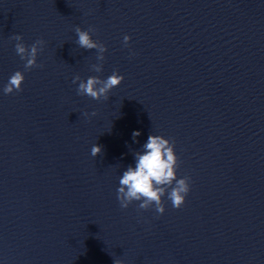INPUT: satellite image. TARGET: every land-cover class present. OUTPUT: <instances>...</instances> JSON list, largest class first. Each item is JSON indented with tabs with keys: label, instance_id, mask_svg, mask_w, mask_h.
Segmentation results:
<instances>
[{
	"label": "water",
	"instance_id": "obj_1",
	"mask_svg": "<svg viewBox=\"0 0 264 264\" xmlns=\"http://www.w3.org/2000/svg\"><path fill=\"white\" fill-rule=\"evenodd\" d=\"M77 26L107 48L99 73ZM16 34L45 41L42 67L25 71ZM113 71L108 100L77 94L76 75ZM150 134L190 177L163 214L116 198ZM115 260L264 264V0H0V264Z\"/></svg>",
	"mask_w": 264,
	"mask_h": 264
},
{
	"label": "clouds",
	"instance_id": "obj_2",
	"mask_svg": "<svg viewBox=\"0 0 264 264\" xmlns=\"http://www.w3.org/2000/svg\"><path fill=\"white\" fill-rule=\"evenodd\" d=\"M94 29L84 30L77 26L75 28L76 43L80 48L97 51L96 60L98 63L91 66L92 71L101 72L103 70L104 53L106 46L92 38ZM16 41L15 52L24 61L25 71L34 67H42L37 64V57L42 51L45 41L37 39L30 46L23 43V37L16 34L12 37ZM129 36H124V44L130 41ZM124 77L113 71L106 79L99 76H89L82 80L79 75L73 78V84L78 83L77 94L90 97L93 100H108L112 89L118 87ZM25 75L22 71H15L3 87L5 95L23 90ZM87 115V114H85ZM95 116L96 113L91 114ZM139 131L132 133L133 139L140 136ZM102 152V146L95 144L91 148V155L98 156ZM179 157L175 151V144L170 139L162 135L150 134L141 151L135 153L134 166L129 165L119 178V187L116 191V198L121 209H127L134 201L140 202L139 209L147 210L154 207L156 213L163 214L165 206L163 197L167 195L172 206L180 209L186 202V197L190 192V177L178 178L177 169L179 167ZM114 264H122V261L115 260Z\"/></svg>",
	"mask_w": 264,
	"mask_h": 264
}]
</instances>
